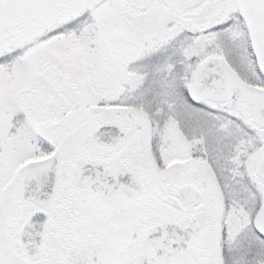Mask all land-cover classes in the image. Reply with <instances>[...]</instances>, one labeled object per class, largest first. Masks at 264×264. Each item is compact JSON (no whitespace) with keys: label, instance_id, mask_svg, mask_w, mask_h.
Listing matches in <instances>:
<instances>
[{"label":"snow or ice","instance_id":"obj_1","mask_svg":"<svg viewBox=\"0 0 264 264\" xmlns=\"http://www.w3.org/2000/svg\"><path fill=\"white\" fill-rule=\"evenodd\" d=\"M0 264H264V0H0Z\"/></svg>","mask_w":264,"mask_h":264}]
</instances>
